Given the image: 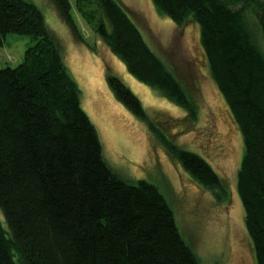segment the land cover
Wrapping results in <instances>:
<instances>
[{
  "label": "trees",
  "instance_id": "trees-1",
  "mask_svg": "<svg viewBox=\"0 0 264 264\" xmlns=\"http://www.w3.org/2000/svg\"><path fill=\"white\" fill-rule=\"evenodd\" d=\"M83 1L81 12L127 71L180 107L183 123H197L200 105L188 78L160 58L126 7L118 0H91L97 6L91 11ZM55 3L74 40L85 43L70 0ZM153 3L181 28L194 24L199 30L205 66L243 138L237 191L256 264H264V0ZM9 34L29 36L35 44L19 66L0 70V264H203L164 191L122 176L106 160L42 10L28 0H0V47ZM107 70L116 98L168 155L218 203L229 202L228 184L214 166L167 134L123 79Z\"/></svg>",
  "mask_w": 264,
  "mask_h": 264
},
{
  "label": "rangeland",
  "instance_id": "rangeland-1",
  "mask_svg": "<svg viewBox=\"0 0 264 264\" xmlns=\"http://www.w3.org/2000/svg\"><path fill=\"white\" fill-rule=\"evenodd\" d=\"M28 1L42 10L63 48L65 62L79 84L82 105L98 130L108 163L122 176L147 180L164 191L175 210L183 237L203 264H256L237 191L243 138L205 66L197 26L189 24L181 28L171 18L161 15L153 0H118L168 67L188 78L189 91L200 105L199 121L192 124L182 122L185 112L180 107L127 71L124 63L97 37L78 0L70 2L85 43L74 40L58 14L55 0ZM83 3L85 10L97 7L91 0ZM247 23L256 28L250 12ZM34 44L29 36L9 34L4 47H0V70L19 66ZM107 69L118 74L145 109L167 126H161L167 134H175L179 143L200 153L214 166L228 184L229 202L218 203L168 155L145 123L116 98L107 82ZM3 223L7 227L4 220Z\"/></svg>",
  "mask_w": 264,
  "mask_h": 264
}]
</instances>
